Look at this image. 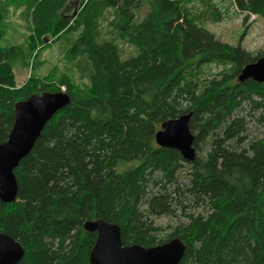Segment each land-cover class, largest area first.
Returning a JSON list of instances; mask_svg holds the SVG:
<instances>
[{
  "label": "trees",
  "instance_id": "1",
  "mask_svg": "<svg viewBox=\"0 0 264 264\" xmlns=\"http://www.w3.org/2000/svg\"><path fill=\"white\" fill-rule=\"evenodd\" d=\"M68 1L0 0V144L16 102L61 86L71 99L15 168L17 199H0V233L24 248L17 264H90L97 233L84 223L97 218L117 223L125 245L180 237L179 264H264V82L239 79L264 52L221 41L192 0H80L75 17L63 14ZM233 2L245 20L264 16V0ZM11 6L24 7V45L1 44ZM210 15L222 19L214 5ZM46 36L79 81L32 74L19 86L15 66L35 69ZM120 43L136 53L123 58ZM213 63L224 69L203 80ZM188 113L193 160L155 138ZM161 216L178 219L165 236Z\"/></svg>",
  "mask_w": 264,
  "mask_h": 264
},
{
  "label": "water",
  "instance_id": "2",
  "mask_svg": "<svg viewBox=\"0 0 264 264\" xmlns=\"http://www.w3.org/2000/svg\"><path fill=\"white\" fill-rule=\"evenodd\" d=\"M246 78L264 82V56L244 66L239 79L243 81ZM70 100L65 91H44L16 102L13 127L7 140L0 144L2 201L12 202L17 199L15 168L30 153L47 121ZM189 120L188 113L164 121L155 138L159 146L175 148L185 159L193 160L196 151ZM84 228L97 233L89 255L90 264H179L186 250V243L180 237L150 247L125 245L120 226L103 218L85 221ZM23 255L24 248L16 239L7 233H0V264H17Z\"/></svg>",
  "mask_w": 264,
  "mask_h": 264
},
{
  "label": "rangeland",
  "instance_id": "3",
  "mask_svg": "<svg viewBox=\"0 0 264 264\" xmlns=\"http://www.w3.org/2000/svg\"><path fill=\"white\" fill-rule=\"evenodd\" d=\"M212 5L216 6L217 10L222 13L221 20L214 21L211 15L209 16ZM79 7L80 0H69L63 9V14L67 17H75ZM189 8L192 13H201L204 26L221 41L235 46L239 45L254 55L264 52V16L250 14L245 20L246 14L237 9L233 0H192L189 3ZM23 10L24 7L16 9L11 6L8 8L7 18L3 22L5 33L1 39V44H25L28 30L27 21L22 13ZM106 17H109V14ZM102 24V38H106L108 34L107 19L102 20ZM46 37L45 42L49 45L41 49L40 55L36 58L35 69L32 67V62L28 67L15 66L16 83L19 86L23 85L32 74L38 77L51 76L55 78L65 72L79 81L77 68H71L64 60L62 43L60 41L51 42L50 37ZM119 46L123 58L136 53V50L127 43H120ZM223 69L224 66L214 63L205 65L202 78L203 80L211 78ZM65 89V86H61L60 91H65ZM262 132V128L255 121H250L248 130L250 137H259ZM156 223L163 227L161 235L165 236L178 223V219L171 216H161L156 219Z\"/></svg>",
  "mask_w": 264,
  "mask_h": 264
},
{
  "label": "bare ground",
  "instance_id": "4",
  "mask_svg": "<svg viewBox=\"0 0 264 264\" xmlns=\"http://www.w3.org/2000/svg\"><path fill=\"white\" fill-rule=\"evenodd\" d=\"M88 231V230H87Z\"/></svg>",
  "mask_w": 264,
  "mask_h": 264
}]
</instances>
